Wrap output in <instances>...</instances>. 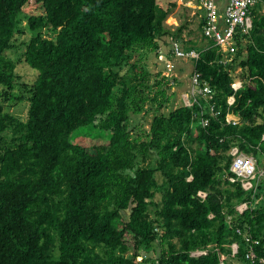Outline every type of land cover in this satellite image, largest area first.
<instances>
[{
	"label": "trees",
	"instance_id": "obj_1",
	"mask_svg": "<svg viewBox=\"0 0 264 264\" xmlns=\"http://www.w3.org/2000/svg\"><path fill=\"white\" fill-rule=\"evenodd\" d=\"M257 1L233 64L220 63L215 41L183 44L200 53L193 74L213 100L163 113L167 84L145 55L161 53L167 35L179 39L165 25L171 8L158 0H0V264H263L264 201L240 214L254 194L230 180L232 149L264 161V0ZM33 5L42 14L27 17ZM24 18L31 38L23 61L38 72L32 83L8 56L26 33ZM237 67L243 87L235 93ZM26 102L24 118L10 111ZM149 107L147 129L139 118ZM82 128L109 133V144H75Z\"/></svg>",
	"mask_w": 264,
	"mask_h": 264
},
{
	"label": "built area",
	"instance_id": "obj_2",
	"mask_svg": "<svg viewBox=\"0 0 264 264\" xmlns=\"http://www.w3.org/2000/svg\"><path fill=\"white\" fill-rule=\"evenodd\" d=\"M197 0L195 9H199L202 12L203 24V37L208 41H215L216 45L220 47L223 55L220 63L224 66H229L234 63L236 53L238 51L236 37L239 32L243 34H250L253 29L252 14L253 9L257 6V0ZM224 3V4H223ZM171 54L176 59L188 60L195 62L200 59V53L193 50H185L181 42L175 39L173 36L170 38ZM242 72L241 67H237L235 73H231L234 77V82L231 87L235 93L239 92L243 87V81L240 78ZM202 76L199 73H194L192 76V92L184 99V105L192 106L197 101V98L202 97L205 100L212 101L215 92L212 90L208 82L202 81ZM235 96L229 98V104L232 106L235 103ZM210 113L212 117L218 116L215 107H210ZM227 122L229 124L238 125L240 120L233 115H228ZM209 123L208 119H204L203 124L206 126ZM230 155L233 157V163L231 167L232 173L235 175L231 178L232 183L239 182L245 192H252L254 194V203H244L237 207L240 214H243L251 207H254L255 202L257 205L259 201L257 198L259 188L264 183V165L260 163L253 156L243 154L238 148H234L230 151ZM200 196L205 198V193H200ZM239 234H242L238 230ZM247 242H252L251 238L245 236ZM257 244V242H256ZM239 253L238 244H234L232 248V257L237 256ZM207 254L206 251L193 252L192 255L199 257ZM247 259L255 262L256 254L254 248L251 247L247 254ZM264 264V259L262 260ZM221 264H224L223 262Z\"/></svg>",
	"mask_w": 264,
	"mask_h": 264
},
{
	"label": "rangeland",
	"instance_id": "obj_3",
	"mask_svg": "<svg viewBox=\"0 0 264 264\" xmlns=\"http://www.w3.org/2000/svg\"><path fill=\"white\" fill-rule=\"evenodd\" d=\"M197 0H158L159 4L165 9L171 8V13L168 16L165 25L166 28L173 33L180 32L179 41L183 45L184 43L194 42L199 46L204 44L203 41V30L201 29L202 22V12L196 10L191 5H195ZM191 3V5H190ZM174 5V6H172ZM190 5V6H189ZM264 8V7H262ZM26 16L42 14L39 6L33 5L26 9ZM23 26L26 31L25 34H18L16 37V44L18 49L9 52L8 56L11 57L17 63V73L21 77L23 82L32 83L38 77V72L23 61V54L25 52L24 43H27L31 38L30 32L27 30V19L24 18ZM176 36V35H175ZM172 35H167L164 40L165 44L162 48L161 53H148L145 55L147 57L146 63L149 70L154 76L158 73H162L158 78L159 80H164L167 85V96L169 97V102L167 103V108L162 110L163 113H169L171 110L181 107L184 105V99L188 100L187 97L192 92V76H193V62L188 60L176 59L171 54V48H169L170 38ZM176 39V38H175ZM171 45V44H170ZM1 102V99H0ZM10 111L16 115H20L24 118L27 115L28 103L23 104H12ZM157 107V106H156ZM8 104L6 109H8ZM151 109L150 107L148 108ZM155 111L150 110L147 115L141 116L139 119L142 123L146 125V128H150L151 123L154 119ZM72 141L75 144H79L85 147L93 146H106L110 142L109 133L101 132L98 130H88V128H82L76 131L72 137ZM261 166L264 165V161L261 162ZM257 202L254 204V208L263 204L264 194H260ZM263 202V203H262ZM142 261V258L139 259ZM233 264H241L237 261L232 262Z\"/></svg>",
	"mask_w": 264,
	"mask_h": 264
},
{
	"label": "crops",
	"instance_id": "obj_4",
	"mask_svg": "<svg viewBox=\"0 0 264 264\" xmlns=\"http://www.w3.org/2000/svg\"><path fill=\"white\" fill-rule=\"evenodd\" d=\"M190 5H191V3H190ZM190 5H189V6H190ZM191 6L195 8V5H191ZM263 7H264V6H263ZM196 10H198V9H196ZM198 11H199V10H198ZM261 12L264 13V8H261ZM203 41L205 42L204 37H203Z\"/></svg>",
	"mask_w": 264,
	"mask_h": 264
}]
</instances>
